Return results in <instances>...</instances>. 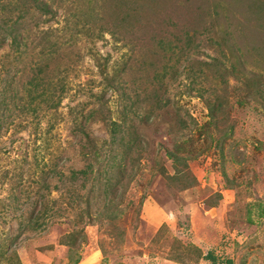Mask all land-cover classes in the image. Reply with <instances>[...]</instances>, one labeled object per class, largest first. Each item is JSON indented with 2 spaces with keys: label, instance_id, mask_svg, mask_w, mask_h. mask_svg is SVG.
Listing matches in <instances>:
<instances>
[{
  "label": "rangeland",
  "instance_id": "374dc122",
  "mask_svg": "<svg viewBox=\"0 0 264 264\" xmlns=\"http://www.w3.org/2000/svg\"><path fill=\"white\" fill-rule=\"evenodd\" d=\"M11 1L0 264H264V0ZM49 145L67 178L21 230L6 196L39 189Z\"/></svg>",
  "mask_w": 264,
  "mask_h": 264
},
{
  "label": "trees",
  "instance_id": "16d2710c",
  "mask_svg": "<svg viewBox=\"0 0 264 264\" xmlns=\"http://www.w3.org/2000/svg\"><path fill=\"white\" fill-rule=\"evenodd\" d=\"M8 3H11L13 1L11 0H6ZM35 6L37 7L38 10H40V12L43 13H48L49 10L47 9V5L46 2L43 0H33ZM1 3V2H0ZM3 8L0 7V9ZM6 8V6H5ZM5 11V9H3ZM1 19V17H0ZM1 21V20H0ZM8 22H5L4 24H0V46L1 43H3L5 40H7V38H10L9 40V45L14 48V47H19L20 43H19V39L17 37V33H15V24L14 22H12V20L10 18H7ZM3 22V21H2ZM227 32L224 33L225 35V40H227V38H229L227 36ZM222 39V38H221ZM22 55L20 54V57ZM19 57V58H20ZM238 60V62L240 61V59H236ZM237 66H242L241 62L236 64V65H232V68ZM100 68V67H99ZM101 74H104V71L102 70V68L100 69ZM1 74H3V72L0 71ZM0 74V76H1ZM237 76V75H236ZM108 80V79H107ZM10 76L9 73H5V75H2V77L0 78V106L4 105L5 108L11 106V103L17 98L15 96V91L12 90V88H10ZM61 84V83H60ZM61 89L63 88V84H61ZM33 100H35V97H31L28 100V104H26V106H19L20 107V112L22 113H26L29 110H31V107L29 106L30 104H33ZM56 101L54 104H52L50 106V108H55ZM4 112V113H3ZM5 112L7 113V118L5 117ZM12 111H0V135L2 134L1 129L5 130L7 128H9V126L13 123L14 119L8 118L11 116ZM10 115V116H9ZM113 125H116L115 123H112ZM113 128L110 130L113 139H115V129L114 126H112ZM78 128H80L78 126ZM46 153H48L49 156V161H47L45 163V165H47V168L44 169V178L41 179L40 182V187L38 190H35L33 192V194L29 193V191H23V193H20L19 195H16L15 193H10L9 195L6 196L7 199V205L8 207L13 210V209H19V208H24V210L22 211V216L23 219H19L18 223H17V228H20L21 230H23V228L21 227H28V228H37L39 226L42 225L43 223V219L44 216L49 214L51 210L53 209L52 205L48 206L45 205V198H46V193H40V189L42 187L43 191L50 190V186L48 185L49 181H48V176L50 177H56L58 176L59 178H62L61 180H63L64 178H67V176L64 175V173L62 172V170L60 169V165L55 162V160H53L56 155H55V151L52 149L51 145L46 147ZM168 156H170L172 158L173 153L169 152L167 153ZM77 172V171H75ZM74 171L71 172L72 175L76 174ZM82 173H84V171H82ZM70 175V176H72ZM70 180L75 181L76 177L72 176ZM72 181V182H73ZM36 184L39 183V180L35 181ZM55 190H59L60 186L56 185ZM39 201L41 202V208L39 209L38 205H39ZM4 252V251H3ZM3 252H1V254L3 255ZM206 259H208L209 261L212 262V264H215V258L214 256L209 253L208 255H205Z\"/></svg>",
  "mask_w": 264,
  "mask_h": 264
}]
</instances>
